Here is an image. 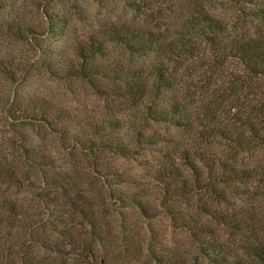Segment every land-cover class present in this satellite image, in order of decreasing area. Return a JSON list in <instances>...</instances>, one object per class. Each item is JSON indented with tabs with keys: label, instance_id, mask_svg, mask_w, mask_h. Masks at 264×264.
I'll list each match as a JSON object with an SVG mask.
<instances>
[{
	"label": "rangeland",
	"instance_id": "rangeland-1",
	"mask_svg": "<svg viewBox=\"0 0 264 264\" xmlns=\"http://www.w3.org/2000/svg\"><path fill=\"white\" fill-rule=\"evenodd\" d=\"M190 1L167 2L171 10L156 18L154 10L138 9L139 0H0V229L6 236L0 245L21 242L48 259L47 248L58 243L72 264H263L249 247L264 241V144L232 122V114L241 110V119L264 122V112L258 117L240 106L255 105L253 92L256 84L264 89V77L235 88L220 117L244 141L235 166L249 169L235 188H225L227 204L218 206L232 210L237 225H222L201 211L207 192L176 195L165 192L164 179L156 181L162 167L185 170L177 150L205 146L189 144L202 121L178 126L150 118L144 108L153 93L152 67L171 71L174 63L154 46L134 51L110 37L111 26L127 25L161 32L166 41L182 33L193 10L233 24L236 39L264 25L236 20L237 0ZM190 32H183L185 40L200 50L202 39ZM195 64L175 66L180 76L155 93L151 108L164 112L172 100L204 98L189 85ZM237 69L229 58L221 73ZM135 75L147 83L128 93L122 83ZM216 140L207 148L216 152L223 143ZM138 200L147 203L145 211ZM203 226L218 236L223 260L200 254L210 239ZM1 249L0 264H18Z\"/></svg>",
	"mask_w": 264,
	"mask_h": 264
},
{
	"label": "trees",
	"instance_id": "trees-1",
	"mask_svg": "<svg viewBox=\"0 0 264 264\" xmlns=\"http://www.w3.org/2000/svg\"><path fill=\"white\" fill-rule=\"evenodd\" d=\"M136 5L138 9L147 8L157 12V17L161 15L163 10H171L170 4L165 5L167 2L174 1L177 6L176 0H156L158 5L152 6L147 3L148 0H139ZM188 1L190 0H181ZM238 11L237 19H241L243 22L245 19H261L264 21V6L258 5V0H237ZM257 4L256 8L244 7L242 4ZM254 9V10H253ZM194 15H191L188 19L185 18V24L181 26L182 33L175 34L172 39L161 40L164 34L161 32H155L152 30L141 31L136 27L122 25V26H111L110 34L111 40L124 43L131 50H145L151 47L157 48L158 51L162 52L163 57L167 63H174L175 66H179L182 62H189V64L194 65L192 67L194 71L193 75L195 80L194 83L189 85L192 87H197L203 92L200 100L198 99H186L182 101L172 100L167 109L164 112L156 111L153 107V103L150 101L154 98L155 93L159 92L161 88H169L173 80L180 76V71H177L173 66L170 71L166 66L152 67L153 72L149 73V78L152 77L153 80L149 82V86L152 88L153 93H150L148 104L146 103L144 108L147 110V115L150 118L158 121H169L174 125L184 126L191 124L194 120L202 121L200 122V127L194 130L193 138L191 143L204 144V147L189 150L186 147L180 148L178 151V160L185 170H181L175 165L171 164L169 167H162L157 171V180L161 182V178L164 179L165 192L172 191L176 195H185L189 193H199L207 192L208 195V205L202 206L201 211L211 218L217 219L222 225L232 223V226H236L235 222L236 215L232 210L227 208H218L220 203L226 202V190L225 188L233 189L235 188V182H240L242 179L248 176V168H237L234 161L236 159L237 149L243 144V139H240L235 133H233L232 126L227 127L221 122V115L225 112L228 113L225 106L228 103L229 97L235 93V88L241 89L242 86L249 82L253 83L261 77H264V25L260 27L256 26V31L253 35H243L239 38L232 36V29L235 26L228 24L226 21H219L218 19L209 16L203 10H193ZM171 12V11H170ZM190 14V13H189ZM162 17V16H161ZM264 23V22H263ZM167 28V25L164 22ZM184 31H191L190 33H195L199 36L203 45L200 50H196L194 46H191L183 35ZM99 54H101V48H97ZM92 51V52H94ZM80 57L85 59L84 56L79 53ZM89 58L90 56H86ZM229 58L235 59V63L238 67L237 73L228 71L227 73H221L225 68V65ZM164 66V67H163ZM196 71V72H195ZM114 72V70L112 71ZM185 73L184 71H182ZM190 76V74L188 75ZM212 76L214 80L212 81L211 87L209 86V80ZM142 82V83H141ZM192 82V80H190ZM147 82L141 78V75L134 76L131 79L125 80L122 84L124 85L126 92L135 91L141 85ZM185 87H190V86ZM148 86V84H147ZM188 95V94H184ZM191 95V93H190ZM254 104L248 108V103L241 104L240 106L245 109L247 108V113H255L259 115L264 112V89L256 84V88L253 92ZM190 110L188 111V109ZM191 111V113H189ZM241 110L233 112V120L240 124V126L245 125L250 130L252 136L264 144V122L261 124H253L251 120L241 119ZM154 115V116H151ZM248 115V114H247ZM257 116H255L257 118ZM259 123V122H258ZM111 128L116 127V125H111ZM216 139H220L223 143L218 142V150L215 152L208 149L207 145L216 144ZM147 140H144L146 143ZM108 143L114 144V140L108 141ZM211 144V145H212ZM229 144V145H228ZM114 148L117 150L121 149L119 144H114ZM210 145V146H211ZM222 146V148H221ZM264 166L261 167V170ZM264 179L263 176H261ZM122 180H118L117 184L121 183ZM188 181H190V186H188ZM173 185L171 189L169 186ZM127 196L125 199H130ZM132 199V198H131ZM215 204V205H214ZM214 205V206H212ZM137 206L145 211L147 208V203L145 201L137 202ZM17 217V215H16ZM13 216V220H17ZM241 223L248 224L247 221H242ZM3 222L0 219V226ZM94 224L93 220H91ZM36 223V222H35ZM32 224V225H35ZM206 231L210 237L209 240L203 241L207 243L203 246L200 254L204 255L206 258H210L216 254L222 260L224 259L223 254H220L221 244L218 243V236L213 234L211 230L206 226H203V230ZM8 235V234H7ZM61 236L66 237L65 234L60 233ZM5 233L0 229V243L3 244L1 239H3ZM6 237V236H5ZM254 237V236H253ZM256 237V235H255ZM257 240V238H256ZM202 242L201 239H199ZM2 247L1 251H6L14 256V260L18 264H72L69 258L63 253L64 249L60 247L58 243H54L52 246L48 247L53 256L47 258H38L37 256L31 254L29 246L24 245L19 242L17 244L11 245H0ZM250 253L257 257L264 264V241L254 242L253 245L249 247ZM86 253L93 259L94 252L90 247L86 248ZM9 264H14V261L9 262Z\"/></svg>",
	"mask_w": 264,
	"mask_h": 264
}]
</instances>
